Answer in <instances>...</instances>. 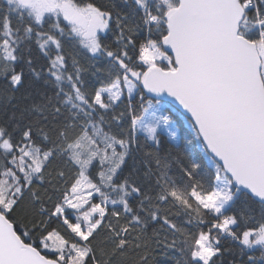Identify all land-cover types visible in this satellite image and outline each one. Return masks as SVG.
<instances>
[{
	"label": "snow or ice",
	"instance_id": "snow-or-ice-1",
	"mask_svg": "<svg viewBox=\"0 0 264 264\" xmlns=\"http://www.w3.org/2000/svg\"><path fill=\"white\" fill-rule=\"evenodd\" d=\"M0 80V264H264V0H0Z\"/></svg>",
	"mask_w": 264,
	"mask_h": 264
},
{
	"label": "trees",
	"instance_id": "trees-1",
	"mask_svg": "<svg viewBox=\"0 0 264 264\" xmlns=\"http://www.w3.org/2000/svg\"><path fill=\"white\" fill-rule=\"evenodd\" d=\"M3 84V81L0 80V85ZM16 96H19L20 95V92H17L15 93ZM13 103H15V101H13ZM4 118V109H3V106L0 105V119H3ZM179 128V126H177ZM183 132L187 133L189 138H191L192 136V133H191V129L189 127H185L183 129ZM195 151L199 152V154L202 156L203 155V152L201 149H199L198 147L195 149ZM137 258L136 254L135 253H132L131 257H130V260L128 262V264H132V261H134L135 259Z\"/></svg>",
	"mask_w": 264,
	"mask_h": 264
}]
</instances>
